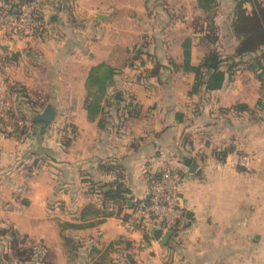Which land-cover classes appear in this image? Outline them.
Wrapping results in <instances>:
<instances>
[{"label":"crops","instance_id":"0c3cea01","mask_svg":"<svg viewBox=\"0 0 264 264\" xmlns=\"http://www.w3.org/2000/svg\"><path fill=\"white\" fill-rule=\"evenodd\" d=\"M238 1L58 0L33 37L0 29V94L25 93L10 97L31 123L26 137L0 135V232L34 248L24 264H264V107L251 68L264 47L236 57ZM211 50L234 59L224 85L192 94L187 58L197 67ZM47 109L52 122L33 126ZM165 170L183 177V220L143 250L144 232L124 224ZM116 184L128 208L100 193ZM11 252L2 237L0 264H23Z\"/></svg>","mask_w":264,"mask_h":264},{"label":"built area","instance_id":"2783aa9c","mask_svg":"<svg viewBox=\"0 0 264 264\" xmlns=\"http://www.w3.org/2000/svg\"><path fill=\"white\" fill-rule=\"evenodd\" d=\"M57 1L30 0L13 11L0 12V29L15 40L33 37L44 28L40 20L41 16L44 18V8ZM22 116L26 114L23 107L14 101V97L0 94V135L5 138H17L20 130L31 128L28 119H19ZM250 162V156H243L239 160V165L248 167ZM182 182L181 174L170 170L151 176L148 196L136 203L132 218L124 224L125 228L130 232H143L142 228L150 227V232L152 229H162L164 233H174L173 229L180 227L185 210L179 189ZM151 242L154 240L149 241L143 237L137 242V247L149 249Z\"/></svg>","mask_w":264,"mask_h":264},{"label":"trees","instance_id":"16d2710c","mask_svg":"<svg viewBox=\"0 0 264 264\" xmlns=\"http://www.w3.org/2000/svg\"><path fill=\"white\" fill-rule=\"evenodd\" d=\"M30 0H4L6 3V7L0 8V12H9L13 11L18 6L29 2ZM248 0H240L237 2L236 7V17L234 22V32L237 37H239L240 45L237 49L236 57L241 58L245 55L255 54L260 51L262 47H264V7L260 5L257 6V11L253 14L249 15L243 9V5ZM201 6L206 7V4L210 5V0H199ZM41 22L45 19L41 16ZM208 41L211 43H216L218 39L215 28L211 27L210 36L207 37ZM188 57V56H187ZM234 59L230 58L227 60H223L218 51L211 50L209 54L202 60V62L197 67H192L189 64V60L187 58L186 67L187 69L194 72L196 75V83L193 87L192 94H197L201 91V89H205L206 91H216L223 87L225 82L226 73L222 70L223 64L225 62L232 61ZM237 64H233L230 67V70L236 67ZM251 68L259 74V77L262 79V98L259 104L260 108L264 107V53L257 56ZM15 95L21 98H27L25 93L20 91L17 87H13L10 90L9 95ZM28 102V100H27ZM237 110H241L240 107L236 108ZM14 116V115H12ZM19 119L26 120V116H22ZM38 123H33V126ZM33 128V127H32ZM31 128H23L17 134V138H22L30 135ZM100 193L102 194L105 201H111L115 205H119L120 208H128V200L125 197L127 191L120 185H112L109 190H105V187H101ZM137 202H134L132 206L131 213L126 217L127 220L132 218L133 209L135 208ZM143 232L146 236V239L151 241L152 234L150 232V227L142 228ZM179 228H174L173 232L176 233ZM11 236V250L10 254H5L4 259L6 261H17L19 263H27L32 262L35 257V250L32 247L27 246L24 240L18 238V236L12 231H2L0 232V239L5 236ZM110 249V248H109ZM106 256L103 258V260ZM129 258V254L127 255ZM111 264H120L119 260L112 261Z\"/></svg>","mask_w":264,"mask_h":264},{"label":"water","instance_id":"95a60500","mask_svg":"<svg viewBox=\"0 0 264 264\" xmlns=\"http://www.w3.org/2000/svg\"><path fill=\"white\" fill-rule=\"evenodd\" d=\"M53 118H54L53 112L50 109H47L43 112V114H40L35 118V122L48 124L52 122ZM195 167H196L195 165H192L191 167L192 173L195 172ZM151 232L153 239L155 241H160L163 244H167V242L171 238V233L170 232L164 233L162 229H152Z\"/></svg>","mask_w":264,"mask_h":264},{"label":"rangeland","instance_id":"374dc122","mask_svg":"<svg viewBox=\"0 0 264 264\" xmlns=\"http://www.w3.org/2000/svg\"><path fill=\"white\" fill-rule=\"evenodd\" d=\"M243 157V156H242Z\"/></svg>","mask_w":264,"mask_h":264}]
</instances>
